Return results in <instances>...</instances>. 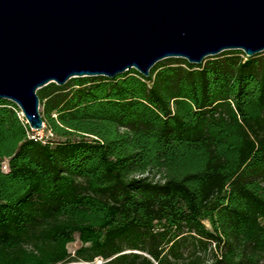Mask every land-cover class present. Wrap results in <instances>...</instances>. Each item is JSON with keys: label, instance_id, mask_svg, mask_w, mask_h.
Wrapping results in <instances>:
<instances>
[{"label": "trees", "instance_id": "obj_1", "mask_svg": "<svg viewBox=\"0 0 264 264\" xmlns=\"http://www.w3.org/2000/svg\"><path fill=\"white\" fill-rule=\"evenodd\" d=\"M37 95L43 137L0 100V264H264V53Z\"/></svg>", "mask_w": 264, "mask_h": 264}, {"label": "water", "instance_id": "obj_2", "mask_svg": "<svg viewBox=\"0 0 264 264\" xmlns=\"http://www.w3.org/2000/svg\"><path fill=\"white\" fill-rule=\"evenodd\" d=\"M225 51L264 53V0H0V100L33 132L48 84L147 78L160 61L200 65Z\"/></svg>", "mask_w": 264, "mask_h": 264}, {"label": "rangeland", "instance_id": "obj_3", "mask_svg": "<svg viewBox=\"0 0 264 264\" xmlns=\"http://www.w3.org/2000/svg\"><path fill=\"white\" fill-rule=\"evenodd\" d=\"M40 111H41V108H40ZM47 133L45 132V131H40V132H36L35 133V136H37V137H43V136H45ZM79 246V243L78 242H75V243H73V244H70L69 245V251L70 252H74L76 249H77V247Z\"/></svg>", "mask_w": 264, "mask_h": 264}]
</instances>
